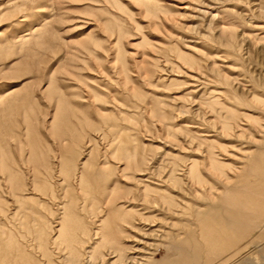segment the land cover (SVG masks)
<instances>
[{"label":"rangeland","instance_id":"1","mask_svg":"<svg viewBox=\"0 0 264 264\" xmlns=\"http://www.w3.org/2000/svg\"><path fill=\"white\" fill-rule=\"evenodd\" d=\"M262 156L264 0H0V264H67L69 213L77 264L175 261Z\"/></svg>","mask_w":264,"mask_h":264},{"label":"bare ground","instance_id":"2","mask_svg":"<svg viewBox=\"0 0 264 264\" xmlns=\"http://www.w3.org/2000/svg\"><path fill=\"white\" fill-rule=\"evenodd\" d=\"M210 159H212L211 156ZM256 168L258 169L256 172H259V176L263 178L262 187L258 188L261 191L264 190V156L256 162ZM15 179V172L8 169L6 181L9 185L7 190L10 196L13 197L15 204L20 206L24 195L17 192V188L12 182ZM237 205L235 210L227 212L226 226L208 232V236L211 239L209 244L201 246L192 239L185 243L176 241L171 249L177 253L178 258L175 261H163L160 264H264V194L259 192L253 197L247 195ZM69 215H71V218L65 221L64 219H62L63 221L61 220L57 239L68 250L67 264H77L72 244L76 240L75 231L79 229L80 223L78 218L72 216L71 213ZM119 234L121 233L118 228L114 226L109 228L105 237L116 253L117 261L120 262L125 251L129 250V248L121 246L118 238ZM240 243L246 245L244 248L252 246L257 253L256 257L248 256L244 259H238V255L242 250V248L240 249L242 247ZM138 245L146 247L144 242H139ZM38 248L43 249V244L39 243ZM132 250V255L136 256L137 254L140 255L144 249L133 247ZM224 252L225 254H223ZM134 256L126 257L125 263L134 264V262L138 261L142 263L147 260L146 258ZM91 258L93 257L90 256Z\"/></svg>","mask_w":264,"mask_h":264}]
</instances>
